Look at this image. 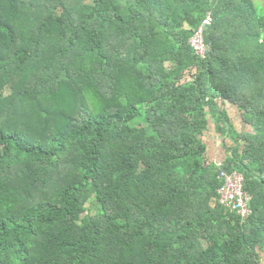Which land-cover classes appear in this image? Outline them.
<instances>
[{
    "label": "trees",
    "instance_id": "16d2710c",
    "mask_svg": "<svg viewBox=\"0 0 264 264\" xmlns=\"http://www.w3.org/2000/svg\"><path fill=\"white\" fill-rule=\"evenodd\" d=\"M263 258L264 0H0V264Z\"/></svg>",
    "mask_w": 264,
    "mask_h": 264
},
{
    "label": "built area",
    "instance_id": "2783aa9c",
    "mask_svg": "<svg viewBox=\"0 0 264 264\" xmlns=\"http://www.w3.org/2000/svg\"><path fill=\"white\" fill-rule=\"evenodd\" d=\"M213 17L210 14L203 25L194 32L189 40L190 46L195 54L201 59L208 58L209 46L206 41L207 29L212 25ZM220 179L222 180V188L220 189V203L238 215L244 220L252 215L250 207L251 196L245 191V176L239 171H228L222 167V162L219 163Z\"/></svg>",
    "mask_w": 264,
    "mask_h": 264
},
{
    "label": "rangeland",
    "instance_id": "374dc122",
    "mask_svg": "<svg viewBox=\"0 0 264 264\" xmlns=\"http://www.w3.org/2000/svg\"><path fill=\"white\" fill-rule=\"evenodd\" d=\"M258 2L260 0H257ZM231 114L234 115L233 119H234V123L237 124V126H241L242 124L239 123L240 121V117L239 115H237V111L235 109H232L231 110ZM218 133L216 131H213L212 134L209 136V140L211 141L210 143L214 146L212 147L213 148V154L216 155L218 154V152H220V147L219 145L221 146V139L219 137V134L217 135ZM264 264V258H263V263Z\"/></svg>",
    "mask_w": 264,
    "mask_h": 264
}]
</instances>
